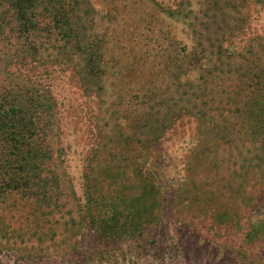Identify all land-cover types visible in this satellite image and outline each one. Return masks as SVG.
Returning a JSON list of instances; mask_svg holds the SVG:
<instances>
[{"label":"rangeland","instance_id":"obj_1","mask_svg":"<svg viewBox=\"0 0 264 264\" xmlns=\"http://www.w3.org/2000/svg\"><path fill=\"white\" fill-rule=\"evenodd\" d=\"M63 1L70 25L55 27L45 11L27 42L0 0L11 19L0 92L25 82L43 93L47 166L59 176L45 194L24 185L0 195V262L264 264V139L241 131L233 103L246 65L264 66V2ZM69 27L72 38L62 35ZM240 29L241 42L231 34ZM228 37L240 57L225 51L222 63ZM81 44L98 48L96 76ZM16 59L34 67L31 81L8 69ZM163 126L149 148L128 143ZM146 159L156 187L144 195Z\"/></svg>","mask_w":264,"mask_h":264},{"label":"trees","instance_id":"obj_2","mask_svg":"<svg viewBox=\"0 0 264 264\" xmlns=\"http://www.w3.org/2000/svg\"><path fill=\"white\" fill-rule=\"evenodd\" d=\"M4 1L8 6L11 19L14 21V29L17 31L18 37L23 38L27 42L30 41V38L36 30L40 28V17L45 11L49 13L47 16L49 15L51 17L52 21L55 23V27L61 28V24L64 23L70 25L69 14L65 9V2L63 0ZM256 1L264 2V0ZM75 2L78 3L77 0H75ZM40 7H42L44 11H42ZM11 19L0 15V35L5 34L6 27L9 26ZM69 28L68 32L65 31L62 33L66 38H72L73 33H75V30L72 27ZM236 31V34H231L241 42L245 37L246 32L241 29ZM227 39L230 41L228 43V48L224 49L222 44L218 47V58L220 59V62L225 59L222 58L224 54L223 52L225 51L231 52V55L229 56L230 60L240 57L241 50L239 47L237 48L235 40L229 39V37ZM88 45L81 44V46L85 48L82 50L86 54L91 55L90 58L89 56H86L85 58L86 68L87 66H90V74L96 76L98 71L102 72L101 69L96 68L97 64L93 59L96 57L98 48H96V45L93 47ZM76 46L80 47L78 43ZM91 49L92 52L90 53ZM25 62L26 61L19 59H16V62L10 61L8 64L10 67H8V69L11 72H14L13 69H15L18 72V78L29 82L31 81L29 79V72H32L34 67L27 66ZM246 68L245 79H247L249 83L246 81L244 82L245 87L242 92H238V94H235L236 92H234L235 98H233V103H235V108L238 110V121H242L241 131L245 129V135H256V137L262 136L264 139V66L259 65L256 67V64H249L246 65ZM21 83L22 82H14L11 87L5 85L3 91L0 92V174L4 176L2 184L4 188L3 190L0 189V195L7 194V192L13 193L12 190L15 191V189L24 185L29 187L26 191L33 190L32 187L37 185L38 190H36V192L39 194H45L47 192L43 191L46 190L41 189H47L50 183L54 185V188L59 180L57 172L47 166V163L53 159L52 149L46 144V141L43 138L42 132L44 131V127L39 121V119L42 118V113L37 110L38 107L45 105L43 101V93L38 91L31 92V90H28V87L25 86V82ZM99 87L102 89L103 86L100 85ZM203 105H206V103L203 102ZM236 110L232 111L233 115L236 113ZM201 114L202 112H200V116ZM187 115L188 112L178 114L175 120H179ZM204 115L205 114H203V116ZM227 121H229V118ZM169 126H163L160 128L154 127V130L149 129L151 137L147 139H135L133 135H129L127 137L129 140L128 143L132 144L136 141L137 145L142 149L149 148L153 142L159 138L158 134H155V132L161 130V135L165 129L170 128ZM259 131H261V134ZM138 166L142 176L145 177L141 183V189L145 195L147 192H150L149 189L154 190L156 187L150 178L153 173L152 169L154 168V165L153 167H150L146 159ZM44 172H47L48 174L45 175ZM119 190H121V188H119ZM93 221L95 220L93 219ZM1 223L2 222H0V234L5 233L4 227L7 226L4 223V225H2ZM121 228L124 232L125 227L122 226ZM126 230L131 231L130 228H126ZM116 232L119 231L116 230ZM0 245H2L1 240ZM0 264L4 263L0 262Z\"/></svg>","mask_w":264,"mask_h":264}]
</instances>
